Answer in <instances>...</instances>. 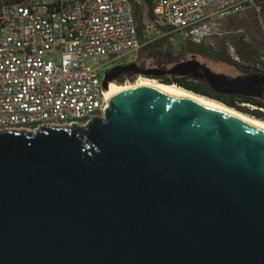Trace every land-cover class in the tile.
<instances>
[{
  "label": "water",
  "instance_id": "obj_1",
  "mask_svg": "<svg viewBox=\"0 0 264 264\" xmlns=\"http://www.w3.org/2000/svg\"><path fill=\"white\" fill-rule=\"evenodd\" d=\"M106 101L86 128L0 131V264H264V129L167 87Z\"/></svg>",
  "mask_w": 264,
  "mask_h": 264
},
{
  "label": "built area",
  "instance_id": "obj_2",
  "mask_svg": "<svg viewBox=\"0 0 264 264\" xmlns=\"http://www.w3.org/2000/svg\"><path fill=\"white\" fill-rule=\"evenodd\" d=\"M263 2L23 0L5 5L0 8V131L86 128L108 107L105 74L98 72L103 58L136 63L144 48L163 40L172 46L212 44L230 21L254 10L262 13ZM148 6L151 18L140 27L136 9Z\"/></svg>",
  "mask_w": 264,
  "mask_h": 264
},
{
  "label": "flooded vegetation",
  "instance_id": "obj_3",
  "mask_svg": "<svg viewBox=\"0 0 264 264\" xmlns=\"http://www.w3.org/2000/svg\"><path fill=\"white\" fill-rule=\"evenodd\" d=\"M162 49L164 55L156 52L153 56L149 54V51L144 52L143 57L139 58L136 62L139 71H118L115 80H133L136 76H144L165 84H176L185 89H190L193 92L196 91L206 94L207 97L210 98L217 97L228 102L234 101L238 105L250 110L257 109L256 106L264 108V83L256 84L254 86L248 84L245 87L237 86L239 87L238 89L246 92V95L237 92H230L235 87L232 86L235 85L234 83L240 84L249 77H264V62L261 61V56L250 58V62L247 65L234 62V66L237 67L236 72L228 73L225 71H216L205 61L201 60L198 54L201 53L200 51L202 48L186 44L176 46L168 45ZM189 49L192 50L190 55L181 58V56L186 55L182 50L187 53ZM174 55H181L178 61L173 60ZM182 62L187 63L186 67L182 69L183 71H186L184 74L171 71L176 64ZM120 66L124 65L120 64ZM209 70L212 73L217 74V76H222L224 80L212 83L208 79ZM228 83L233 84L229 85Z\"/></svg>",
  "mask_w": 264,
  "mask_h": 264
},
{
  "label": "rangeland",
  "instance_id": "obj_4",
  "mask_svg": "<svg viewBox=\"0 0 264 264\" xmlns=\"http://www.w3.org/2000/svg\"><path fill=\"white\" fill-rule=\"evenodd\" d=\"M15 1L16 0H0V8L5 5L12 4ZM147 10L148 9L146 8L143 12H146ZM149 18H151V15H146L144 16L143 21L146 22L149 20ZM240 40L244 43L245 47L243 53H245L251 45H254L256 50H258L257 46H260V52H257L256 55H258V57L261 56V61L264 62V15L262 13H258L254 10L242 15L236 21H230V23H228L224 27V29L221 30L219 34L215 36V39L212 44L209 43L206 45H202L203 47L200 51L201 53H199L198 56L201 60L205 61L212 69L216 71L235 73L237 67L234 66L233 62L220 60L217 59V57L218 54L221 52V55H224L227 58H231L232 61H235L239 64L247 65L250 62V60L247 59V55L242 56L237 51ZM153 45H158V47L163 48L165 46H168L169 44L163 40ZM182 51L185 52L184 54L186 55H174V61H178L180 56L181 58H184L186 56L188 57L192 52L191 49H189L187 53L184 50ZM142 57L143 55L140 54V58ZM128 62V58L111 62L110 58H103L101 64H105L98 68V72L100 76L103 77L107 71H110L116 65H126ZM140 77L141 76H136L133 80H126L124 83L135 82Z\"/></svg>",
  "mask_w": 264,
  "mask_h": 264
},
{
  "label": "bare ground",
  "instance_id": "obj_5",
  "mask_svg": "<svg viewBox=\"0 0 264 264\" xmlns=\"http://www.w3.org/2000/svg\"><path fill=\"white\" fill-rule=\"evenodd\" d=\"M167 87L171 90H173L176 94L180 95V96H184L187 97L191 100L197 101L199 103H202L204 105H207L209 107L233 114L234 116H236L237 118L249 122L251 124H254L258 127H261L264 129V120H261L257 117H254L252 115H249L247 113L241 112L233 107H230L228 105H226L225 103L195 93L191 90L185 89L183 87H180L176 84H165L163 82H160L158 80H154L148 77H143L141 76L138 80H136L135 82H131V83H117V82H110L109 85L106 86L105 88V93L107 95V97L109 98L110 96H112L115 93H118L120 91L123 90H127L130 88H135V87Z\"/></svg>",
  "mask_w": 264,
  "mask_h": 264
},
{
  "label": "trees",
  "instance_id": "obj_6",
  "mask_svg": "<svg viewBox=\"0 0 264 264\" xmlns=\"http://www.w3.org/2000/svg\"><path fill=\"white\" fill-rule=\"evenodd\" d=\"M23 0H16L14 3H18V2H22ZM13 4V3H12ZM148 15L150 16L151 15V7L150 6H148ZM143 12L141 11V9H137L136 10V15H137V19H138V23H139V26L141 27V25H142V21H143V14H142ZM262 14L264 15V2L262 3ZM191 45H193V44H191ZM193 46H195V47H198V48H202L203 46H200V45H193ZM258 47V50H256L255 49V46L254 45H251L249 48H248V50L245 52V53H243L244 52V43L240 40V43H239V46H238V49H237V51H238V53L240 54V55H242V56H244V55H247V59H250V58H257L258 57V55H256V53L257 52H260V46H257ZM146 51H149V54L150 55H153L154 56V54L157 52V53H159V54H163V49H162V47H158V45H150V46H148V47H146V48H144L143 49V51L141 52V54L143 55L144 54V52H146ZM164 55V54H163ZM165 55H166V53H165ZM217 59H220V60H225V61H228V62H235V61H232L231 60V58H227V57H225L224 55H221V52L218 54V57H217ZM114 81H116V82H118V83H124L125 81H126V79H124V80H122V81H117V80H114ZM188 90H190V89H188ZM195 93H198V94H201V95H204V96H207L206 94H203V93H199V92H196L195 91ZM211 98H214V99H216V100H219V101H221V102H223V103H225L226 105H228V106H230V107H233V108H235V109H237V110H239V111H241V112H244V113H247V114H249V115H252V116H254V117H257V118H259V119H261V120H264V108L263 107H259V106H256L257 107V109H255V110H250V109H247L246 107H242L241 105H238L236 102H234V101H231V102H228V101H226V100H223V99H221V98H217V97H211Z\"/></svg>",
  "mask_w": 264,
  "mask_h": 264
}]
</instances>
